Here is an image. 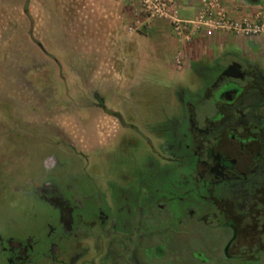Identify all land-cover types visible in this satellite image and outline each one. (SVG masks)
<instances>
[{"label":"flooded vegetation","instance_id":"flooded-vegetation-1","mask_svg":"<svg viewBox=\"0 0 264 264\" xmlns=\"http://www.w3.org/2000/svg\"><path fill=\"white\" fill-rule=\"evenodd\" d=\"M191 70L198 86L177 83L155 120L94 93L120 133L103 162L46 155L17 187L0 264H264V74L242 59Z\"/></svg>","mask_w":264,"mask_h":264},{"label":"rangeland","instance_id":"rangeland-1","mask_svg":"<svg viewBox=\"0 0 264 264\" xmlns=\"http://www.w3.org/2000/svg\"><path fill=\"white\" fill-rule=\"evenodd\" d=\"M184 46L166 20L136 17L122 0H0V230L19 219L17 187L41 179L48 153L103 162L120 130L94 93L155 120L160 104L175 106L177 83L197 87L198 62L174 61Z\"/></svg>","mask_w":264,"mask_h":264},{"label":"built area","instance_id":"built-area-1","mask_svg":"<svg viewBox=\"0 0 264 264\" xmlns=\"http://www.w3.org/2000/svg\"><path fill=\"white\" fill-rule=\"evenodd\" d=\"M129 4L134 16L145 15L149 19L166 20L179 42L188 44L201 32L213 34L228 32L236 36L264 38V12H258L253 17H232L223 0H199L197 12L184 18L180 14L179 0H122ZM136 23L139 21L136 19ZM184 52L178 51L174 61L181 67Z\"/></svg>","mask_w":264,"mask_h":264},{"label":"crops","instance_id":"crops-1","mask_svg":"<svg viewBox=\"0 0 264 264\" xmlns=\"http://www.w3.org/2000/svg\"><path fill=\"white\" fill-rule=\"evenodd\" d=\"M229 14L235 18H251L258 12H264V0H223ZM180 14L184 18L193 16L199 8V0H179ZM185 56L196 62L210 63L218 60L222 63L224 55H236L247 60L264 74V38L241 37L232 33L201 32L192 42L183 47Z\"/></svg>","mask_w":264,"mask_h":264},{"label":"water","instance_id":"water-1","mask_svg":"<svg viewBox=\"0 0 264 264\" xmlns=\"http://www.w3.org/2000/svg\"><path fill=\"white\" fill-rule=\"evenodd\" d=\"M250 1H252V2H256L257 0H250ZM241 73H242V72H241V66H240L239 63H236V62H234V63H232L231 65H229V66L226 68V70L224 71V74H225L226 76H228V77H234V78H239V77H241V76H242ZM104 110H105V112H106L107 114H110V110L106 109V107H105Z\"/></svg>","mask_w":264,"mask_h":264}]
</instances>
